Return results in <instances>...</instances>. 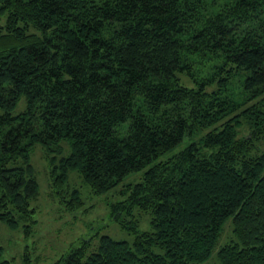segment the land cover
Listing matches in <instances>:
<instances>
[{
	"label": "trees",
	"instance_id": "16d2710c",
	"mask_svg": "<svg viewBox=\"0 0 264 264\" xmlns=\"http://www.w3.org/2000/svg\"><path fill=\"white\" fill-rule=\"evenodd\" d=\"M5 13L0 219L30 232V151L68 140L51 183L70 209L84 204L70 170L97 194L145 173L112 203L133 242L82 240L50 264H202L228 220L218 264H264V0H0Z\"/></svg>",
	"mask_w": 264,
	"mask_h": 264
},
{
	"label": "rangeland",
	"instance_id": "374dc122",
	"mask_svg": "<svg viewBox=\"0 0 264 264\" xmlns=\"http://www.w3.org/2000/svg\"><path fill=\"white\" fill-rule=\"evenodd\" d=\"M6 17L7 13L0 15V23L5 24ZM25 108L26 99L22 98L14 112L19 113ZM60 146L59 150L50 151L36 143L30 151V161L39 184L37 196L31 199L36 222L30 232H26L27 223L23 219L18 220L16 227H11L0 219V243L4 248L2 257L13 259L15 264H50L82 240L88 241L87 249L90 252L98 247L102 235H109L117 240L134 241V233L124 229L118 220L112 218V203L126 197L122 193L124 186L142 180L145 169L130 173L117 186L102 194L93 192L77 170H70L65 192L78 188L84 202L81 207L70 209L51 183L53 162L59 163L62 157L71 153L68 140H62ZM133 215L141 230L152 229L151 215L148 212L134 207ZM235 239L232 221L228 220L212 255L202 264H218L217 250L220 244Z\"/></svg>",
	"mask_w": 264,
	"mask_h": 264
}]
</instances>
